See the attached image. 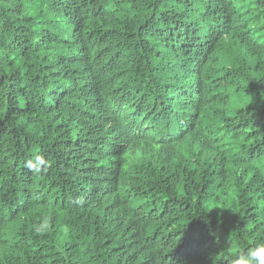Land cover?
Segmentation results:
<instances>
[{"label":"trees","instance_id":"trees-1","mask_svg":"<svg viewBox=\"0 0 264 264\" xmlns=\"http://www.w3.org/2000/svg\"><path fill=\"white\" fill-rule=\"evenodd\" d=\"M262 242L264 0H0V264Z\"/></svg>","mask_w":264,"mask_h":264},{"label":"clouds","instance_id":"clouds-1","mask_svg":"<svg viewBox=\"0 0 264 264\" xmlns=\"http://www.w3.org/2000/svg\"><path fill=\"white\" fill-rule=\"evenodd\" d=\"M235 100L236 98L233 97V101H230L229 104ZM35 161L37 163H34V161L31 159L28 160L26 162V167L36 172H39L42 167H47V162L44 161L42 157H35ZM231 264H264V242L258 243L255 246L248 248L246 251L240 252L231 261Z\"/></svg>","mask_w":264,"mask_h":264},{"label":"rangeland","instance_id":"rangeland-1","mask_svg":"<svg viewBox=\"0 0 264 264\" xmlns=\"http://www.w3.org/2000/svg\"><path fill=\"white\" fill-rule=\"evenodd\" d=\"M71 28V26L69 27V29Z\"/></svg>","mask_w":264,"mask_h":264}]
</instances>
